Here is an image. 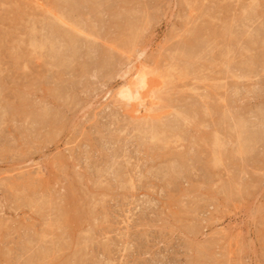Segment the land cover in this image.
<instances>
[{
	"label": "rangeland",
	"instance_id": "rangeland-1",
	"mask_svg": "<svg viewBox=\"0 0 264 264\" xmlns=\"http://www.w3.org/2000/svg\"><path fill=\"white\" fill-rule=\"evenodd\" d=\"M0 264H264V0H0Z\"/></svg>",
	"mask_w": 264,
	"mask_h": 264
},
{
	"label": "bare ground",
	"instance_id": "bare-ground-1",
	"mask_svg": "<svg viewBox=\"0 0 264 264\" xmlns=\"http://www.w3.org/2000/svg\"><path fill=\"white\" fill-rule=\"evenodd\" d=\"M142 73H144V72H142ZM145 77H147V75L138 74L137 79L135 80V83H131V85L129 84L128 86L125 85V88L122 86L123 88L121 87L120 88L121 90L119 89L120 91H118L117 96L121 101L126 103L125 104L126 106H129V108L130 107L134 108L132 111L134 114H138V115L140 114L139 115L140 117L138 118V120L141 121L142 125L143 124L148 125L152 128V130H154L155 127L152 126V122H154L155 120L153 119L154 121H152L151 117L148 116V114L149 115L151 114L150 111H151L152 107L149 108L147 106V104H146V96L147 95L144 96L143 95L144 93L142 94V92H141L148 85ZM135 102H136V104H135ZM132 103H134V104L132 105Z\"/></svg>",
	"mask_w": 264,
	"mask_h": 264
}]
</instances>
